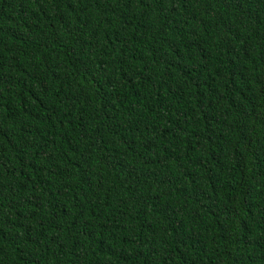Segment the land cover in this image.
Returning <instances> with one entry per match:
<instances>
[{
  "label": "trees",
  "instance_id": "1",
  "mask_svg": "<svg viewBox=\"0 0 264 264\" xmlns=\"http://www.w3.org/2000/svg\"><path fill=\"white\" fill-rule=\"evenodd\" d=\"M0 264H264V0H0Z\"/></svg>",
  "mask_w": 264,
  "mask_h": 264
}]
</instances>
